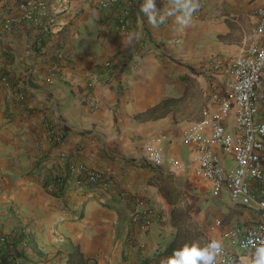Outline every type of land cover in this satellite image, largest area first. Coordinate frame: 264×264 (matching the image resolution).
<instances>
[{
	"label": "crops",
	"instance_id": "obj_1",
	"mask_svg": "<svg viewBox=\"0 0 264 264\" xmlns=\"http://www.w3.org/2000/svg\"><path fill=\"white\" fill-rule=\"evenodd\" d=\"M98 1L49 0L52 16L35 25L24 19L23 0H0V65L12 83H0V235L26 230L28 247L19 246L24 264H68L76 248L97 264H144L164 260L179 235L174 210L212 199L203 230L208 241L227 244L222 234L257 222V207L213 195L212 184L197 178L198 155L182 133L211 107L212 86L227 80L211 76L212 64L230 65L257 41L264 0H194L187 26L177 22L184 0H155L149 9L155 26L141 11L148 0H131L126 32L114 23L119 10L102 11ZM11 19L17 24L10 33L3 24ZM91 83L99 109L85 101ZM258 120L264 121V102ZM57 122L67 127L60 145L48 141ZM162 135L169 137L166 158L184 168L167 163L156 170L144 162L146 146ZM61 153L109 172L110 191L49 194L45 183ZM163 190L175 192L176 206ZM135 196L156 215L133 241Z\"/></svg>",
	"mask_w": 264,
	"mask_h": 264
},
{
	"label": "built area",
	"instance_id": "obj_2",
	"mask_svg": "<svg viewBox=\"0 0 264 264\" xmlns=\"http://www.w3.org/2000/svg\"><path fill=\"white\" fill-rule=\"evenodd\" d=\"M165 3L168 0H160ZM27 11L24 19L42 24V18H50L49 0H23ZM122 3H125L122 6ZM185 3V0L182 4ZM98 8L105 12L117 9L114 19L116 28L126 32L134 10L131 0H100ZM257 41L230 65L221 62L212 64V77L226 75L221 86L213 85L210 96L211 107L202 111L201 119L190 124L182 133L184 143L197 153L195 174L198 179L212 184L213 195L227 193L235 205L257 207L258 221L249 227H236L222 234L214 264H257L259 250L264 248V121L258 120L260 103L264 102V6L256 12ZM16 20L3 24L6 32H13ZM59 53V59L63 58ZM109 68L111 64H108ZM0 83L5 88L12 86L10 78L0 65ZM94 84L88 86L85 101L90 108L99 109L93 95ZM57 125V126H56ZM51 126L48 141L54 145L64 142L67 127L64 123ZM169 142L167 135L157 137L146 146L144 162L161 170L169 163L173 168H184L177 159H167L163 145ZM225 158L233 163L226 168ZM51 180L45 183L49 194L64 198L69 191L86 193L108 192L113 186L109 172L93 169L61 153L56 159ZM133 211L130 227L132 240L139 233H147L156 215L155 207L145 198L132 197ZM27 232L19 229L12 235H0V257L13 253L22 245L28 247ZM214 242L209 241L208 244ZM24 258L14 264H24ZM167 263L168 259H156L153 264Z\"/></svg>",
	"mask_w": 264,
	"mask_h": 264
},
{
	"label": "clouds",
	"instance_id": "obj_3",
	"mask_svg": "<svg viewBox=\"0 0 264 264\" xmlns=\"http://www.w3.org/2000/svg\"><path fill=\"white\" fill-rule=\"evenodd\" d=\"M182 15L177 17V22L187 26L191 22L192 13L198 7L194 0H185L181 6ZM149 9H155V0H148L146 6H141V11L148 15L149 23L156 25L155 15L149 14ZM162 22V20H161ZM220 251V244L212 242L201 247L198 242H193L175 250L168 259V264H214L217 253ZM260 259L257 264H264V248L259 250Z\"/></svg>",
	"mask_w": 264,
	"mask_h": 264
},
{
	"label": "trees",
	"instance_id": "obj_4",
	"mask_svg": "<svg viewBox=\"0 0 264 264\" xmlns=\"http://www.w3.org/2000/svg\"><path fill=\"white\" fill-rule=\"evenodd\" d=\"M169 103L170 102L167 101L164 103V105H167ZM166 107L167 106H165V108ZM163 194L165 195V197H167V199L170 201L172 205L175 206L177 205L178 196L175 194L174 191L163 190ZM187 220H188V212L186 210L180 208L173 211L172 224L175 228L178 229L179 235L177 236L175 242L171 244L164 252V256L166 259H169L175 250L183 247L185 244L190 245L193 242H195L192 238L191 239L188 238V240L185 239L188 235ZM22 258H25V253L23 251H20L18 248H15L13 253H6L1 255L0 264H14ZM68 264H97V263L95 261L93 262L89 259H86L83 256V254L80 253V249L76 248ZM144 264H153V261H148L145 262ZM163 264H168V262L167 263L163 262Z\"/></svg>",
	"mask_w": 264,
	"mask_h": 264
},
{
	"label": "rangeland",
	"instance_id": "obj_5",
	"mask_svg": "<svg viewBox=\"0 0 264 264\" xmlns=\"http://www.w3.org/2000/svg\"><path fill=\"white\" fill-rule=\"evenodd\" d=\"M212 199H202L197 203V206L192 207L186 203H182L180 205L181 209H184L188 212V220H187V227H188V235L185 238L186 240L193 239L195 242H198L201 247L207 246L209 241L205 236V232L203 230V223L209 221V219H205L207 212L213 206ZM192 215V216H191ZM193 216L196 218V221L193 222Z\"/></svg>",
	"mask_w": 264,
	"mask_h": 264
}]
</instances>
